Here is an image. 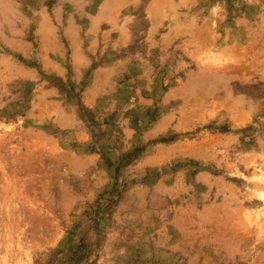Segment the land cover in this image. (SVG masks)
Listing matches in <instances>:
<instances>
[{
  "label": "rangeland",
  "instance_id": "rangeland-1",
  "mask_svg": "<svg viewBox=\"0 0 264 264\" xmlns=\"http://www.w3.org/2000/svg\"><path fill=\"white\" fill-rule=\"evenodd\" d=\"M0 264H264V0H0Z\"/></svg>",
  "mask_w": 264,
  "mask_h": 264
}]
</instances>
